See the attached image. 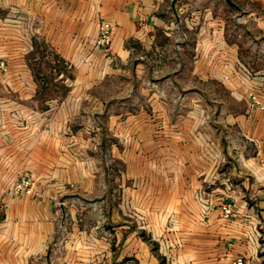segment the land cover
Masks as SVG:
<instances>
[{
	"label": "rangeland",
	"instance_id": "374dc122",
	"mask_svg": "<svg viewBox=\"0 0 264 264\" xmlns=\"http://www.w3.org/2000/svg\"><path fill=\"white\" fill-rule=\"evenodd\" d=\"M233 1L159 0L152 19L140 10L132 16L147 31L124 37L120 52L114 30L109 43H98L102 22L93 16L47 41L36 14L18 5L2 10L19 20L8 28L12 39L27 45V28L32 43L22 57L28 75L17 69L12 87L0 84V238L5 222L17 225L10 234L16 238L28 222L13 213L10 193L23 173L42 192L55 186L53 241L62 256L75 222L101 229L115 217L161 254L170 207L198 204L207 217L230 201L233 214L226 218H251L237 210L242 175L233 171L255 148L245 151L241 114L250 116L247 107L264 110V0ZM70 29L74 39L66 38ZM182 164L198 170V188L178 178ZM261 184L255 194L243 190L254 219ZM201 190L208 192L204 200Z\"/></svg>",
	"mask_w": 264,
	"mask_h": 264
},
{
	"label": "crops",
	"instance_id": "0c3cea01",
	"mask_svg": "<svg viewBox=\"0 0 264 264\" xmlns=\"http://www.w3.org/2000/svg\"><path fill=\"white\" fill-rule=\"evenodd\" d=\"M13 5L20 6V10L26 15L36 14L44 34L47 27V41L58 40L61 28L69 25L68 23L84 25L92 16L99 22L112 21L114 44L115 47H119L118 52H120V49L124 51L121 45L124 37L140 35L142 30L147 31V28H136L132 16L140 10L152 19L159 0H0V84L6 89L13 86L12 75L17 69L20 70L22 77L24 72L28 75L29 69L22 57L24 52L28 51V45L32 43V32L27 28L25 29L27 45L24 46L22 41L18 43V40L12 39L8 28L19 20L11 14V17H4L2 10ZM61 16H65V19ZM26 24L28 25V22ZM74 31L70 29L68 32L70 34ZM99 33L96 30L95 38ZM142 37H146V34ZM66 38L74 39V36ZM25 83L31 84L28 77ZM246 103L248 104V101ZM246 112L250 116L246 113L241 114L245 116L244 132L248 139L244 145L245 151L250 153L253 145L255 148L249 157L234 162L233 173L242 175L237 179L241 185V194H236L234 200L239 212L244 210L255 214L254 207H247L243 190L245 188L248 194H255L264 182V110L251 111L247 107ZM28 144L31 145L32 142H27ZM180 168L178 178L181 181H185L186 184L194 183L196 188L203 183L198 178V170L184 164ZM243 173L247 175L244 176ZM76 178H80L79 175ZM36 188H41L37 180ZM54 188L55 186L52 185L46 192L38 189L39 195L34 197L30 195L15 197L11 194V202L16 203L13 205V213L20 215V220H24L26 216L28 222H21L18 238L10 236L12 232L17 231V225L13 221L2 224V231L5 232L6 237L0 238V264H62L63 262L66 264H101L102 262L104 264H170V257L172 264H237L236 260L240 257L244 259V264H263L264 198L255 203L259 218H252L254 217L252 214L245 223L223 217L221 209H214L206 217L205 210L197 203V206L183 205L175 209L170 207L167 215H164L165 222L170 220L168 222L170 226L165 234L166 243L161 244L163 250L162 246L159 249L161 254L138 230H129V225L117 221L115 217H112L114 221L110 220L107 228L103 226L101 229H99L100 224H91L83 230L75 222L72 224L70 239L65 244L66 256H62L56 254L57 250L54 249L56 244L53 241L56 236L54 218L57 213L53 207V197L56 192ZM69 212L77 220L75 212L73 210ZM165 225L167 226V223ZM195 227L197 229L194 232ZM161 231L162 229L155 228L154 233L160 236ZM164 258L165 262H163Z\"/></svg>",
	"mask_w": 264,
	"mask_h": 264
},
{
	"label": "built area",
	"instance_id": "2783aa9c",
	"mask_svg": "<svg viewBox=\"0 0 264 264\" xmlns=\"http://www.w3.org/2000/svg\"><path fill=\"white\" fill-rule=\"evenodd\" d=\"M100 33L98 35V43L105 44L109 43L111 40V34L112 30L114 28V23L112 21L105 20L101 23L100 26ZM254 99L257 101V99L254 97ZM10 193L13 196H20V195H30V196H38L39 191L36 188V181L33 176H31L28 173L20 174L12 183L10 187ZM208 192L206 190H201L200 195L203 197L206 196ZM207 204V203H206ZM222 214L225 217L231 216L233 214V204L232 202H225L222 204ZM237 264H244L243 258H238L236 260ZM62 264H66V262H63Z\"/></svg>",
	"mask_w": 264,
	"mask_h": 264
},
{
	"label": "water",
	"instance_id": "95a60500",
	"mask_svg": "<svg viewBox=\"0 0 264 264\" xmlns=\"http://www.w3.org/2000/svg\"><path fill=\"white\" fill-rule=\"evenodd\" d=\"M231 4L236 5V3L233 0H228Z\"/></svg>",
	"mask_w": 264,
	"mask_h": 264
}]
</instances>
